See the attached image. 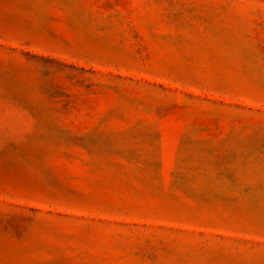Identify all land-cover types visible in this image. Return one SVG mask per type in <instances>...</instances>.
<instances>
[{
    "label": "rangeland",
    "instance_id": "1",
    "mask_svg": "<svg viewBox=\"0 0 264 264\" xmlns=\"http://www.w3.org/2000/svg\"><path fill=\"white\" fill-rule=\"evenodd\" d=\"M0 264H264V0H0Z\"/></svg>",
    "mask_w": 264,
    "mask_h": 264
}]
</instances>
